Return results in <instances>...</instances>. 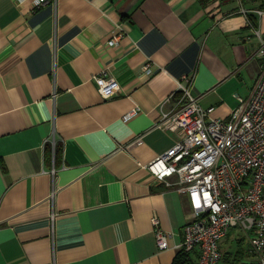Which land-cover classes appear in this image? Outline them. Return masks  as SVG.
Masks as SVG:
<instances>
[{
	"label": "crops",
	"instance_id": "0c3cea01",
	"mask_svg": "<svg viewBox=\"0 0 264 264\" xmlns=\"http://www.w3.org/2000/svg\"><path fill=\"white\" fill-rule=\"evenodd\" d=\"M261 2L0 0V264H173L192 204L147 169L174 144L162 112L188 80L214 117L250 96ZM105 68L121 84L109 99L94 80ZM231 248L219 264H252Z\"/></svg>",
	"mask_w": 264,
	"mask_h": 264
},
{
	"label": "built area",
	"instance_id": "2783aa9c",
	"mask_svg": "<svg viewBox=\"0 0 264 264\" xmlns=\"http://www.w3.org/2000/svg\"><path fill=\"white\" fill-rule=\"evenodd\" d=\"M31 1L40 7L52 0ZM256 12L264 15V10ZM254 30L261 36L259 29ZM121 36L111 38L108 45L118 44ZM260 41L261 74L249 97L238 96L229 118L214 117L213 107L201 106L191 92L190 80L180 85V107L163 111L160 118V126L175 135L174 144L151 160L147 169L190 197L192 213L181 244L188 253L197 251L190 264H219L222 241L233 228L250 243L252 264H264V38ZM153 69L151 62L143 67L146 74ZM94 80L105 99L120 93V82L107 68ZM139 113L140 107H133L122 120L128 122ZM151 220L159 248H167L170 233L161 228L157 213Z\"/></svg>",
	"mask_w": 264,
	"mask_h": 264
},
{
	"label": "rangeland",
	"instance_id": "374dc122",
	"mask_svg": "<svg viewBox=\"0 0 264 264\" xmlns=\"http://www.w3.org/2000/svg\"><path fill=\"white\" fill-rule=\"evenodd\" d=\"M240 239V241H239ZM226 240L228 241H224L222 244H221V247L223 250L226 251V249L231 248V250L234 253V256L236 254V252H238L237 250L239 249L241 252L240 254L238 255L239 257L237 259H235L237 262H244V260H248L250 259L251 257H253V253L251 252V245L250 243L248 242L247 239H244L242 236H241V232L238 228H233L230 230L229 234H228V237L226 238ZM244 253L246 254V256L244 258L243 255ZM248 253V255H247ZM228 257H230V254H228ZM225 261H230V262H234V260H225Z\"/></svg>",
	"mask_w": 264,
	"mask_h": 264
},
{
	"label": "trees",
	"instance_id": "16d2710c",
	"mask_svg": "<svg viewBox=\"0 0 264 264\" xmlns=\"http://www.w3.org/2000/svg\"><path fill=\"white\" fill-rule=\"evenodd\" d=\"M261 8H264V0H261ZM58 152V148L56 149V153ZM244 238V237H243ZM245 239V238H244ZM240 241V239H239ZM240 250L238 249V252H236V256H238L240 254ZM228 255V254H227ZM192 262L190 253L186 252L184 249H181L178 253V255L176 256L173 264H190Z\"/></svg>",
	"mask_w": 264,
	"mask_h": 264
},
{
	"label": "snow or ice",
	"instance_id": "6c2138e0",
	"mask_svg": "<svg viewBox=\"0 0 264 264\" xmlns=\"http://www.w3.org/2000/svg\"><path fill=\"white\" fill-rule=\"evenodd\" d=\"M197 203L199 204V201L197 200Z\"/></svg>",
	"mask_w": 264,
	"mask_h": 264
}]
</instances>
